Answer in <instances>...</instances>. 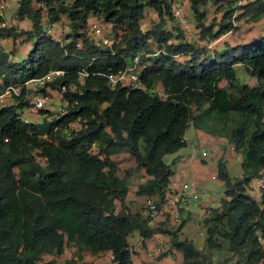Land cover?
<instances>
[{
	"label": "trees",
	"instance_id": "16d2710c",
	"mask_svg": "<svg viewBox=\"0 0 264 264\" xmlns=\"http://www.w3.org/2000/svg\"><path fill=\"white\" fill-rule=\"evenodd\" d=\"M189 1L197 25L203 27L201 0ZM228 2V20L210 33L211 40L236 28L231 22L234 0ZM36 3L43 6L37 9ZM146 8L156 10L161 20L143 32L140 21ZM40 9L47 10L49 22L65 15L67 41L44 31ZM236 9L237 16L257 21L264 16V0H250ZM163 13L170 14V0H19L17 17L31 21L34 44L22 61H13L11 52L0 48V92L9 84L63 70L51 87L65 86L70 111L35 124L17 118L20 102L0 108V264H43L45 255H60L71 243L79 251L109 252L115 264H131L128 238L137 232L148 239L155 230L150 217L116 211L115 202L124 200L128 186L111 156L127 153L144 169L150 178L136 193L158 196V208L172 174L163 156L185 145L189 123L225 137L242 156L239 179L228 175L222 161L217 163V177L226 191L220 208L211 207L204 218L206 245L218 247L219 234L244 264L264 259V209L246 192L248 181L264 170V35L200 57L186 41L168 42L173 34L162 29ZM98 15L124 22L129 29L124 47L101 48L90 37L88 26L94 19H89ZM21 33L0 27V41ZM149 38L163 52L152 55L141 73L145 89L110 87L103 74L121 70L146 48ZM238 65L256 83H241ZM82 70L88 74L78 84ZM72 83L81 93L70 92ZM159 83L166 99L155 91ZM78 118L86 126L70 130L69 123ZM92 143L96 152L90 151ZM37 150L44 164L35 159ZM177 231H170L171 246L182 253V264H201L200 250L191 240L180 239Z\"/></svg>",
	"mask_w": 264,
	"mask_h": 264
},
{
	"label": "rangeland",
	"instance_id": "374dc122",
	"mask_svg": "<svg viewBox=\"0 0 264 264\" xmlns=\"http://www.w3.org/2000/svg\"><path fill=\"white\" fill-rule=\"evenodd\" d=\"M183 5L184 13L191 22L194 32H189V34H187L186 31H183L179 24L171 18V16H169L168 21H164L162 29L165 32L173 34V37H171L168 41L169 43H176L180 40L186 41L194 47L195 51H197L200 57H204L206 54L213 52V50L215 49H219L221 46L230 45L234 47L242 42H250L264 35V16L257 20L260 21L259 23H256L257 21H253L248 16L242 17L238 15L235 19L237 24L236 28L234 30L227 31L218 38L214 39L217 40V42L210 45V42L214 41L211 40L210 33L216 32L218 30L219 24L228 20V18L225 16V13L231 9L230 2H228V0H201L200 11L204 15V17L202 18V22H204L205 24L203 27H199L197 25V20L194 12L192 11L190 1L183 0ZM35 7L38 9L41 8V5L37 3L35 4ZM17 8L18 4H15L14 7L7 12V18L9 22L16 25L15 29L17 32L21 31L23 33L19 35L16 46L13 41L14 38H9L6 39L7 43H4V48L8 49L9 52H11L13 61H22L26 57V52L32 47L34 39L30 36L32 33L31 21L26 17L23 19L18 18L16 14ZM40 10L42 19L40 23L41 26H45V24L49 22L47 18V10ZM61 19L63 20L58 22V24L55 23V28H59V31H61L60 36L63 38L66 37L68 31V29L66 28L68 20L65 15H62ZM92 19H94V21H99V23L101 25H104L108 30L107 36L113 42L112 46L109 47L111 50L115 51L118 47H124L125 39L128 35L129 29L125 26L123 21H105L104 18L100 15L91 16L89 20ZM160 20L161 19L159 18V14L156 10L152 8H146L144 17L140 21V28L143 32H147L151 28L157 26ZM16 23H18L20 27ZM160 47L162 46L157 44L153 38H149L146 48L141 51V53L152 54L157 48ZM187 58L189 57L185 56L184 60H186ZM236 75L241 83H256V79L251 78L250 75H248L243 70V67L241 65L236 67ZM47 96L51 99V101H57L60 97L59 91L57 90H54L52 93L49 92ZM8 100L11 99L9 98ZM51 104L48 103L47 106L51 107ZM54 105L57 106L58 102L54 103ZM50 112L51 111H49L47 114L40 112L38 116H32L33 122L35 124H41L44 120H51L53 116ZM79 125L80 124H72L69 129L76 130L79 128ZM194 134L195 127L189 125L186 131L187 139L193 140ZM189 144L190 142L188 141V146L185 149H190ZM95 150H97V148ZM204 150L208 153V156L205 159L206 163L203 164L204 169L198 176L197 190L199 193L202 192L203 194H210L209 199L211 200L212 205H215L218 200L224 197L226 191V187L221 179H219L218 177L216 180L211 178L212 174L217 175L218 161L220 160L225 164L227 173L231 178L239 179L242 175V156L240 152L231 151V154H229L228 152H224V150L219 149L217 152L209 147L198 148L199 155ZM39 153V150L34 151L35 159L44 164V159L39 156ZM218 155H220L219 158ZM172 156L173 155L171 153L165 154L163 156V160L166 163L171 164ZM111 160L116 164V172L119 178L129 180L132 176H136V178L139 177L138 174H135L139 171V169L137 168V163L129 154L120 153L118 155H112ZM175 166V164L171 165V168H174ZM139 181L140 179H136L134 183H132V186H135ZM246 192L254 200V196L252 197L247 186ZM131 195V199H128L126 196V198L121 202L116 200V211L124 210L130 213H140L145 218H151V215L147 213V207L145 206L146 198L151 196H138L136 192ZM203 198L204 197L202 196L200 200L188 205L189 220L182 226V233L181 230H178V228L180 227L179 225L182 223V221L179 223L173 222L168 214V216L166 214H162L159 217L156 216L151 218L149 220V223L151 225H154L153 228L155 232L148 239H144L142 237V239L145 241L142 240L141 243L136 246V249L140 251L133 250V253L137 254L140 259L143 257L149 259L152 257L153 251L155 252L157 249H161V253L158 258H164L165 256H168V264H182V253L178 250L173 249L171 246L170 231L178 230L177 236L180 239L191 240L194 243L195 247L200 250L201 264H244V258L238 256L237 252L230 248L229 241L223 238L221 235L217 234L218 238L216 241L218 243V247L210 249L206 245L204 216L202 214L200 206V201H202ZM204 200L202 202H204ZM220 206L221 203L219 202L216 207L220 208ZM210 208H208V210H210ZM205 214L206 216H208L210 215V212L207 211ZM136 233L137 232L133 233L130 237L135 236ZM130 237L128 238V242L131 241ZM262 244H264V242H262ZM47 261H52L53 264H65L66 262H70L71 264H115L112 261L109 252L93 254L88 250L79 251L78 248L72 243L67 244L64 248L63 253L60 255H45L43 257L42 263L44 264ZM257 264H264V259L259 261Z\"/></svg>",
	"mask_w": 264,
	"mask_h": 264
},
{
	"label": "built area",
	"instance_id": "2783aa9c",
	"mask_svg": "<svg viewBox=\"0 0 264 264\" xmlns=\"http://www.w3.org/2000/svg\"><path fill=\"white\" fill-rule=\"evenodd\" d=\"M248 1L250 0H234L233 6L235 7V9L232 15L233 26H236L235 18L238 13V9L236 8ZM18 2L19 0H0V27L15 28L16 25L9 22L7 18V12L10 11L15 4H18ZM39 4L43 6L42 3ZM169 16H171V18L175 20L179 24L181 29L183 31H186L187 34H189V32H194L191 22L184 13L183 0H170V14L163 13L162 18L164 19V21H168ZM45 25L47 26L46 33H51L52 24L46 23ZM88 32L90 37L101 48H109L112 46L113 42L107 36L108 30L104 25H101L99 21L95 20L90 22L88 26ZM216 41L210 42V45L216 43ZM76 46H81L80 40H77ZM160 52H163V50L157 49L152 54L138 53L132 58L131 61L126 63L121 70L117 72H109L103 75L107 78L110 87H114L117 84H120L131 89H145V85L140 77L141 73L149 65V58L152 55L159 54ZM179 56L181 55H175V57ZM63 73V70H50L40 77L27 79L22 83L9 84L7 86H4L0 92V108L10 104H16L18 102L22 103L23 106L17 109V118L25 123H34L32 120V116H38L41 110H46L45 114L51 111L50 113L53 116L52 119L67 114L70 109L68 108V100L63 95L66 90L65 86H61L60 89H53L51 87V83ZM87 74L88 73L85 70H82L78 73V84H83L84 77ZM54 90L59 91L60 97L57 101H51V99L47 96L49 92L52 93ZM69 90L73 93H81L80 88L75 83L69 85ZM9 98L11 100H8ZM57 102L58 105H54V103ZM48 103L51 104V107L47 106ZM72 124H80V128L82 125L86 126V121L80 120L78 118L75 121L70 122L69 127H71ZM6 140L7 138L4 139V141ZM96 148V143H92L90 146V151L96 152ZM202 156H206V152H202ZM247 187L252 197L254 196V200H256L260 208L264 209V170H261L259 174L252 177L248 181ZM187 197L191 198L194 201H198L201 198V194L194 188H192L189 192H186V194H182L181 192H177L174 195L165 193V200L161 204L168 206H166V208H168V212L175 222L179 223L185 218V215L181 212L179 206L183 205L182 203L186 200ZM145 206L147 207V213L151 216L157 213L158 209L156 206L155 198L153 196L146 198ZM142 240V236L138 235L133 236L131 241L128 242L130 259H132L134 256L133 250L141 243ZM160 253L161 249H157L153 257L134 262L133 264H163L164 258H158ZM111 259H113L112 255Z\"/></svg>",
	"mask_w": 264,
	"mask_h": 264
},
{
	"label": "crops",
	"instance_id": "0c3cea01",
	"mask_svg": "<svg viewBox=\"0 0 264 264\" xmlns=\"http://www.w3.org/2000/svg\"><path fill=\"white\" fill-rule=\"evenodd\" d=\"M62 20L63 19H60L57 22H48L50 24L54 23L52 25V27H51V33H49V35L52 38H54L55 40H58L60 42L67 41V35L70 33L69 23H67V25H66V28L68 29L66 37L62 38L60 36L61 35V31H59V28L58 29L55 28V23L58 24V22H60ZM259 22L260 21H257L256 23H259ZM16 24L19 26L18 23H16ZM57 24H56V26H57ZM48 26H51V25H48ZM46 27H47L46 25L42 26V28L44 29L45 32H46ZM259 38H256V40L259 39ZM6 39H9V38H6ZM6 39H3V40L0 41L1 49L4 50V51H9L8 49L4 48V43L5 44L7 43ZM18 39H19V37H16L13 40L14 43H15V46L17 45L16 42L18 41ZM253 41H255V40H253ZM253 41H250V42H253ZM246 43H249V42H242L240 44H246ZM33 44H34V42H33ZM32 47H33V45H32ZM32 47L26 52L25 56H27V54L32 49ZM221 47H223V46H221ZM254 83H250V84H254ZM155 91L157 92V94H158V96L160 98H162V99H166L167 98V94L165 93V90H164L163 86L160 83L156 85ZM189 125L194 126L192 123H189ZM189 125L187 126V128L185 130V133H184L185 145L183 147H181L180 149H178L177 151L171 153L173 156H172L171 164H169V165L171 166V165L175 164L176 166L174 168L173 167L171 168L172 174L169 177V183H168V187H167V190H166L167 194L174 195L177 192H181L182 194H186V192H189L192 188H194V189H196V191H198L197 190L198 176H199L200 172L204 169L203 164L206 163L205 159L208 156L207 152H206V156H202V152H205V150L202 151L200 153V155H199L198 148H200V147H209L211 149H214L217 152H218L219 149H221V150H224V152H228L229 154H231L230 153L231 151L237 152L234 149V145L231 144L230 142H228V140L225 137L211 134V133L207 132L205 129L198 128V127H195V126H194L195 127L194 139L193 140H188L187 137H186V131H187ZM188 141L190 142V144H189L190 145L189 146L190 149L189 150L185 149L188 146ZM219 157H220V155H218V158ZM166 164H168V163H166ZM135 174H138L139 177L136 178V176L135 177L132 176L131 179H129V180L125 179L126 183H127V186H128V191H127V194H126L128 199L132 198L131 194H133V193H135L137 191L138 186L140 184L145 183L150 178V176L146 175L144 169H142V168L139 169V171L136 172ZM211 178L216 180L217 179V175L212 174ZM136 179H140V181L135 186H132V183H134V181ZM132 191H133V193H132ZM200 194H201V197L202 196L204 197L203 200L205 199L204 202H202L203 200L200 201L201 211H202V214H203V216L205 218V216H206L205 213L208 211V208L214 207V206L216 207V205L219 204L221 199L218 200V202L215 205H212L211 200L209 199L210 194H208V193L207 194H203L202 192H200ZM126 196H125V198H126ZM154 198H155L156 206H157L159 198H158V196H154ZM194 202H195L194 200H192L191 198L187 197L186 200L183 201V203H182L183 205L179 206L180 209H181V212L185 215L184 219H186V222L184 224H186L187 221L189 220L188 205L190 203H194ZM166 206L167 205L159 204V206L157 208L158 209L157 213H155L153 216H151V218L156 217V216L159 217L162 214H166V215L168 214L170 216V219L173 222H175L172 219V216L170 215V213L168 212V208H166ZM151 226L154 227V225H151ZM180 230H181V233H182V228ZM138 235L139 234H137V233L135 234V236H138ZM130 238L132 239V237H130ZM143 241H145V240H143ZM135 250L136 251H140V250H138L136 248L134 249V251ZM154 254H155V252L153 251L152 257H153ZM145 259H148V258L143 257V258L140 259L137 254H134L133 258L130 259V260H131V264H133L134 262H138V261L145 260ZM168 263H169V257L165 256L163 264H168Z\"/></svg>",
	"mask_w": 264,
	"mask_h": 264
},
{
	"label": "clouds",
	"instance_id": "9594fccd",
	"mask_svg": "<svg viewBox=\"0 0 264 264\" xmlns=\"http://www.w3.org/2000/svg\"><path fill=\"white\" fill-rule=\"evenodd\" d=\"M232 15H233V14H232ZM236 17H237V16H236ZM235 19H236V18H235ZM231 22H232V18H231ZM236 26H237V24H236ZM214 41H216V40H214ZM214 41H213V42H214ZM216 42H217V41H216Z\"/></svg>",
	"mask_w": 264,
	"mask_h": 264
}]
</instances>
